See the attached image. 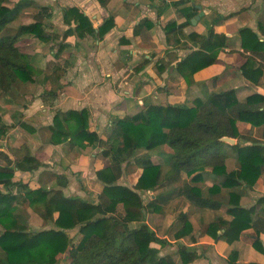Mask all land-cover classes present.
<instances>
[{
    "label": "crops",
    "instance_id": "1",
    "mask_svg": "<svg viewBox=\"0 0 264 264\" xmlns=\"http://www.w3.org/2000/svg\"><path fill=\"white\" fill-rule=\"evenodd\" d=\"M13 1L18 14L16 22L8 27L18 30L21 25L36 22L38 15L49 38L44 41L30 33L19 37V43L21 39L34 42L19 45L26 48L23 52L38 72L34 81L18 80L8 92L0 90V117L11 126L5 135L0 134V164L13 167L15 160L26 153L25 149L42 163L35 171L15 168L14 181L32 187L61 188L66 195L97 200L104 183L96 171L109 165L111 159L104 156L101 144L80 148L71 145L69 137L53 133L50 125L58 109H87L90 130L107 139L116 122L137 114L149 104L192 106L196 99L205 100L213 92L230 89L242 101L256 92L264 94V78L256 84L240 70L245 60L241 30L250 27L260 32L259 24L264 25V0ZM70 7L79 8L91 20L96 33L79 36L76 23L69 24L64 19V9ZM194 11L197 13L188 20ZM109 18H113L114 24L100 37L99 27ZM210 28L227 36L226 46L215 63L193 74L187 69L190 82L178 67L199 48L189 34L207 35ZM239 129L241 134L234 138V143L264 145V125L241 121ZM226 149L227 170L238 169L235 151L229 144ZM150 153L154 163L165 165L172 149L166 144ZM129 166L132 168L125 170L119 183L133 187L143 168ZM214 184H220V178L211 168L202 173L199 181H192L178 170L172 179L139 191L144 202L157 204L158 208L146 209L145 222L170 242L162 247L157 245L161 255L169 254L176 264H183L177 255L183 244L197 255L188 264H230L228 258L233 251L237 252V264H264V250L254 246L257 235L254 228L244 230L240 239L231 243L216 241L203 231L217 217L233 218L228 212L231 189L222 187L220 192L211 194L209 188ZM192 186L220 205L217 208L200 205L190 192ZM0 189L6 190L2 185ZM235 189L244 207L255 205L264 196V166L254 187ZM123 212L120 204L119 213ZM182 214L188 216L192 230L178 238L177 233L184 227ZM258 214L259 209L254 217ZM36 216L35 224L41 228L53 226ZM78 231L75 228L67 233L73 238ZM261 239L264 249V234Z\"/></svg>",
    "mask_w": 264,
    "mask_h": 264
},
{
    "label": "trees",
    "instance_id": "2",
    "mask_svg": "<svg viewBox=\"0 0 264 264\" xmlns=\"http://www.w3.org/2000/svg\"><path fill=\"white\" fill-rule=\"evenodd\" d=\"M9 0H0V90L8 92L18 80L34 81L35 67L28 56L17 45L22 34H34L46 41L48 36L37 15L36 22L21 25L15 33H6L8 24L14 19L17 9L8 6ZM105 3L106 0H100ZM42 7L41 9H43ZM197 11L189 14L188 20ZM67 23H76L79 36L96 33L91 20L77 7L64 9ZM114 24L107 19L99 27L102 37ZM175 26V23L170 24ZM171 28V27H169ZM259 31L250 27L241 30L245 60L240 68L243 76L253 83L264 78V25ZM199 48L184 58L178 67L188 77L187 69L193 74L198 69L218 60L219 52L226 46L227 36L210 28L207 35L189 34ZM189 79V77H188ZM190 82L191 79H189ZM264 125V94L253 93L246 100H240L234 89L211 93L207 99H196L194 105L149 104L135 115H127L112 126L107 139L100 138L89 128L87 109L56 110L53 133L69 137L73 146L86 148L101 144L102 153L111 159L106 167L98 169L96 175L104 183L96 201L80 195H66L61 188L32 187L23 181H14L15 168L35 171L41 165L28 149L14 166L0 164V264H56L58 255L69 252L70 264H176L169 254L161 255L160 247L167 245L165 238L145 222L148 207L158 208L154 202L145 203L139 191L153 189L174 177L178 170L184 171L192 181L201 180L202 173L211 168L220 178V184L209 188L211 194L230 190L228 212L231 220L217 217L207 224L204 232L216 241L229 243L240 239L242 232L254 228L257 235L254 246L263 249L261 234H264V196L256 204L244 207L236 187H254L264 166V145L240 142L228 143L225 137L240 136L239 122ZM11 126L0 117V134L5 135ZM172 149L165 165L154 163L150 151L161 145ZM229 144L236 153L240 167L228 171L226 159ZM143 150V151H142ZM9 160V164H10ZM143 168L137 183L131 187L119 183L127 166ZM192 196L200 205L217 208L220 203L204 197L200 188L192 186ZM124 212L119 213V205ZM31 209L45 224L52 227L35 229L29 222ZM259 214L254 217L257 210ZM184 227L177 233L180 238L192 230L188 216L182 214ZM79 229L81 234L76 243L67 233ZM183 264L196 258L187 246L181 244ZM230 264H237V252L228 258ZM249 264H259L251 262Z\"/></svg>",
    "mask_w": 264,
    "mask_h": 264
},
{
    "label": "rangeland",
    "instance_id": "3",
    "mask_svg": "<svg viewBox=\"0 0 264 264\" xmlns=\"http://www.w3.org/2000/svg\"><path fill=\"white\" fill-rule=\"evenodd\" d=\"M15 1H13V0H9L8 1V6H10V7H14L15 8ZM17 14L18 13H16V15H15V17H14V19L16 18V16H17ZM14 19L8 24V26H10L12 23H14V22H16V21H14ZM17 31V28H10V27H8L7 29H6V33H9V32H11V33H15ZM26 42H29L30 44H33L34 42H32L31 43V41H30V39H27V40H22L21 39V41H20V43L19 42H17V45L20 47V49L22 50V51H24L26 48L24 47V48H22L19 44H23V43H26ZM31 46H33V45H31ZM132 168V166H127V168H126V170L127 169H131ZM147 202L148 201H146L145 203L147 204ZM149 203V202H148ZM155 203V202H154ZM28 210V209H27ZM28 213H29V222L33 225V227L35 228V229H39V228H41L42 226L41 225H39V224H35L36 223V220L35 219H38L37 218V216H36V214L33 212V211H27ZM32 212V213H31ZM3 231V228H2V226H0V233ZM80 236H81V234L79 233V231H78V233H76V235H73V240H75V242L77 243L78 241H79V238H80ZM177 255H180L181 256V253L178 251V253H177ZM171 256V255H170ZM172 257V256H171ZM58 259H59V261L56 263V264H70L71 263V259H70V257H69V253H68V251H66V252H64V253H61V254H59V256H58ZM173 259V258H172Z\"/></svg>",
    "mask_w": 264,
    "mask_h": 264
},
{
    "label": "water",
    "instance_id": "4",
    "mask_svg": "<svg viewBox=\"0 0 264 264\" xmlns=\"http://www.w3.org/2000/svg\"><path fill=\"white\" fill-rule=\"evenodd\" d=\"M197 17L199 18V16H197ZM224 140H226L227 142H231V143L235 142V139L232 137H225Z\"/></svg>",
    "mask_w": 264,
    "mask_h": 264
}]
</instances>
